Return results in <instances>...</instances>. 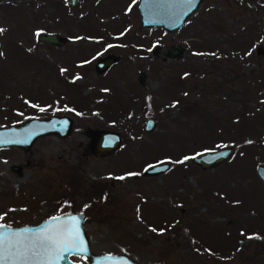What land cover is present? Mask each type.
<instances>
[{"label":"rangeland","instance_id":"1","mask_svg":"<svg viewBox=\"0 0 264 264\" xmlns=\"http://www.w3.org/2000/svg\"><path fill=\"white\" fill-rule=\"evenodd\" d=\"M138 1L0 0V126L73 118L66 136L0 147V222L34 223L64 203L85 213L95 252L264 264V0H201L172 33L143 27ZM50 31L64 43L38 40ZM97 128L119 132L114 152H91ZM222 146L236 149L213 167L187 161Z\"/></svg>","mask_w":264,"mask_h":264},{"label":"water","instance_id":"2","mask_svg":"<svg viewBox=\"0 0 264 264\" xmlns=\"http://www.w3.org/2000/svg\"><path fill=\"white\" fill-rule=\"evenodd\" d=\"M79 0H68L69 5H76ZM201 0H139L138 11L140 22L143 27H162L167 32L178 30L187 17L194 12ZM38 40L43 42L62 45L65 38L57 32H41L37 34ZM183 48L174 45L169 49V57H177ZM116 56L109 54L97 59L96 71L106 69ZM155 119L148 117L145 121V130H151L155 126ZM73 118L66 113H55L44 117H28L22 121L6 126H0V147L16 146L27 151L33 142L41 136L57 134L60 137L68 135L72 130ZM90 150L96 156H106L114 152L120 145L119 132L105 128L90 130ZM235 146H222L218 149L209 150L188 159L199 165L201 169L213 167L231 157ZM168 162L155 163L145 169V174H155L167 169ZM256 173L264 184V163L256 165ZM52 217H60V221H53ZM76 217L80 229V237L83 241L84 251L70 250L63 253V258L57 264H160L156 262H139L124 252H95L91 249L89 236L84 227L85 213L83 211H66L45 217L34 223H22L12 225L0 223L5 227L0 232H21L31 235L32 232L46 226H55L57 223ZM72 255L81 256L83 261L71 258Z\"/></svg>","mask_w":264,"mask_h":264},{"label":"snow or ice","instance_id":"3","mask_svg":"<svg viewBox=\"0 0 264 264\" xmlns=\"http://www.w3.org/2000/svg\"><path fill=\"white\" fill-rule=\"evenodd\" d=\"M3 31L0 29V32ZM51 219L61 220L60 217ZM4 227L0 224V229ZM82 245L76 217L38 229L31 235L0 232V264H57L63 258V253L70 250L84 251Z\"/></svg>","mask_w":264,"mask_h":264},{"label":"trees","instance_id":"4","mask_svg":"<svg viewBox=\"0 0 264 264\" xmlns=\"http://www.w3.org/2000/svg\"><path fill=\"white\" fill-rule=\"evenodd\" d=\"M76 100H77V98H75ZM73 102V100L71 101V98L70 99H68V101H66V105H71V103ZM76 107V106H75ZM74 108V107H73ZM74 109H76V108H74ZM237 110H240V107H238L237 108ZM80 111H83V110H80ZM223 127V129L225 128V129H228L229 127H227V126H225V124L222 126ZM92 194H93V197L94 196H96V195H100V189H94L93 191H92ZM101 196H102V192H101ZM67 205H65L64 203H61L60 204V206L58 207V212H64V211H66V209H65V207H66ZM69 206L70 207H68V209L69 210H71L73 207H74V201L72 202V201H70L69 202Z\"/></svg>","mask_w":264,"mask_h":264}]
</instances>
